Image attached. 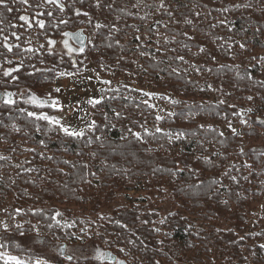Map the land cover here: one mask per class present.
<instances>
[{"label":"trees","instance_id":"1","mask_svg":"<svg viewBox=\"0 0 264 264\" xmlns=\"http://www.w3.org/2000/svg\"><path fill=\"white\" fill-rule=\"evenodd\" d=\"M139 9L143 14L157 12L165 21L158 50L139 45L130 24L141 20ZM80 10L105 24L80 56L87 52L89 61L115 65V78H119L134 72L136 53L141 50L145 53L140 57L144 80H156L160 89L177 97L173 114L159 123L164 131L130 133L131 129L138 131L146 117L155 120V115L136 98L121 94L98 103L95 123L79 136L65 135L29 115L46 107L29 104L27 97L43 94L55 71L72 72L74 63L57 53H30L25 36L37 30L42 40L58 39L77 31ZM147 31L153 33L151 28ZM235 39L248 48L242 51ZM263 39L264 0H60L59 4L0 0V91L11 95V102H0V141L11 153L20 140L37 148L28 162H12L11 154L0 158V199L12 195L7 213L11 227L21 210L19 217L41 224L61 242L72 237L54 221L55 209H47L46 204L80 206L88 201L96 213L118 190L168 187L183 212L205 222L222 219L231 224L230 231L192 237L204 255L214 248L236 260L228 264H247L239 250L244 243L234 231L245 225L252 196L264 195V143L252 144L264 132V115H246L240 134L223 135L219 127L235 121L240 102L249 95L264 105V73L247 51L263 50ZM194 52L204 58L201 64L205 67L199 68L226 100L199 101L196 93L201 89L187 75L190 62L186 58ZM248 61L253 62L250 67L245 65ZM42 63L50 69L41 68ZM174 149L179 153L174 154ZM88 186L93 194L85 197L83 190ZM138 211L131 204L103 223V233L115 239L118 248L111 255L117 259L125 247L144 264H162L165 257L182 261L185 252L180 255L178 250L188 246L187 235L180 231L184 220L177 215L168 217L175 231L162 245L149 224H140L145 217ZM31 228L26 224L16 227L12 234L18 238L0 233V249L30 257L16 240ZM77 264L98 263L83 259Z\"/></svg>","mask_w":264,"mask_h":264},{"label":"rangeland","instance_id":"2","mask_svg":"<svg viewBox=\"0 0 264 264\" xmlns=\"http://www.w3.org/2000/svg\"><path fill=\"white\" fill-rule=\"evenodd\" d=\"M47 1L51 2V0ZM52 3L59 4L60 0H55ZM80 11L82 12V10ZM138 16L141 20L131 21L130 24L133 27L139 45L142 48H155L158 50V43L163 37L159 31L165 21L158 16L157 12L143 14L141 9H139ZM79 22L80 29L68 34L71 35L81 31V35L73 36L75 37L73 41L66 39L62 35L58 39L47 38L42 40L39 38L37 30L31 31L25 36V46L30 53H57L59 57H69L74 63L72 72L56 70L54 80L48 85L43 94L27 97L29 104L46 107V109L39 112H31L33 115L30 116L58 127L65 135L68 134L63 131L64 128L73 133H83L85 129L91 128L95 123L94 112L96 105L104 98L111 99L115 97V94H121L124 98H136L151 109L155 115V120H150L146 117L139 130L131 129L130 133L139 134V131L154 132L158 131V129L159 131H164L159 123L165 117L173 114V105L178 102V99L172 93L160 89L156 84V80H144L140 57L145 55V53L141 50L136 53L134 72L122 74L119 78H115V65L97 64L89 61L87 52L80 56L85 47L89 49L92 46L96 31L105 26L104 21L101 18L93 19L87 15L86 11H83ZM147 28H151L153 33H149ZM82 37L86 39L84 48L78 46ZM235 42L239 44L242 51L248 48V46L242 45L239 39H235ZM247 51L253 57L252 61L264 73V49H248ZM186 61L190 62L187 71L188 77L195 80L201 89V92L196 93L200 96L199 101L201 103H216L221 94L212 87L207 73L199 68V65L201 68L205 67L204 64H201L204 58L200 57L198 52H194L186 58ZM238 61L241 63L240 59ZM8 62L11 63L14 60L9 59ZM252 64L253 62L251 61L245 63L248 67ZM40 67L43 69L47 68V70L50 69L46 63H42ZM140 79L144 81L140 82ZM21 94L25 93L22 92ZM33 97L43 103H33ZM184 100L186 99L184 98ZM220 100L224 101L226 99L222 96ZM240 104L241 108L235 121L229 125L219 127L221 134L224 135L227 132L240 134L243 125L246 124V115H264V105L258 102L253 95H249ZM42 116H47L49 119L39 118ZM57 121L58 123H56ZM169 138L171 141L174 140L172 136ZM262 143H264V132H262L261 138L252 144L260 146ZM8 148L9 146L6 143L0 141V158L11 154L12 162L19 160L28 162L31 160V153L37 149L22 140L17 141V149H14L12 153L8 152ZM172 152L174 154L179 153L175 149ZM90 189L92 187L84 188L83 194L85 197L93 194ZM145 189L131 192L118 190L115 192L113 200L102 204L96 213L92 212V207L88 201L80 206L46 204L45 207L47 209H55L54 221L63 230H68L72 237L61 242L43 230L41 224L32 220L25 221L19 217L21 210H18V215L13 217L15 223L11 227L7 213L12 206V195L7 194L4 199H0L3 203V207L0 209V233H3L7 238H18L20 235L14 236L12 234L14 229L25 224L30 225L32 228L22 233V238L16 240V243L18 242L21 247L29 251L31 256L13 254L1 249L0 253L14 256L23 261L24 264H37L38 260L42 261L43 264H77V261L83 259L96 261L98 264H108L105 258L107 253L111 254V250L115 252V249L118 248L115 246V239L107 233H103L104 227L102 225L111 217L113 212L127 209L133 204L138 207L140 217H145L140 221V224H149L157 233L158 240L162 245L168 242V239L175 231L173 222H169L167 220L168 217L177 215L184 220V228L180 231L187 235L188 246L178 251L180 255L185 252L186 256L182 261L175 259L169 261L165 257L160 261L162 264H228L233 261L228 256V252H224L223 257L221 252L216 251L214 248H210L208 254L204 255L200 246L193 242L192 239L194 236L200 237L204 233L208 234L212 231L213 233L230 231L232 230L231 224L222 219H212L209 222H205L200 217L183 212L179 208V202L175 200L168 187L159 189L148 187ZM252 197L253 201L250 204L245 225L234 232L244 243V246H241L239 250L246 263L264 264V195ZM148 221L151 222L149 223ZM171 247L170 245L169 252ZM120 251L121 255L117 256L115 264H124V262H127V264L142 263L139 257L133 256L128 252V248L122 247ZM64 255L71 256L73 260L66 261ZM0 261L3 262V260ZM233 262L236 263V260Z\"/></svg>","mask_w":264,"mask_h":264},{"label":"snow or ice","instance_id":"3","mask_svg":"<svg viewBox=\"0 0 264 264\" xmlns=\"http://www.w3.org/2000/svg\"><path fill=\"white\" fill-rule=\"evenodd\" d=\"M21 2H27V0H21ZM51 2H55V0H51ZM9 11H11V9H9ZM21 20H26V17H20ZM41 27H43V24L41 22ZM9 50H11V48H9ZM5 75H10V72L6 71L5 72ZM8 102H11L10 100ZM98 102V101H97ZM33 103H36V104H42L43 102L42 101H38L36 97H33ZM29 115H33L32 113H29ZM41 119H44V120H48L49 117L47 116H42V117H39ZM58 123V121L56 122ZM63 131L68 134V135H82V133H73V132H70L67 128H64ZM159 131V129H158ZM69 260L72 259V257H67ZM0 260H3L4 264H24L23 261L19 260L18 258L14 257V256H8L7 254L5 253H0ZM37 264H43L42 261H37Z\"/></svg>","mask_w":264,"mask_h":264},{"label":"flooded vegetation","instance_id":"4","mask_svg":"<svg viewBox=\"0 0 264 264\" xmlns=\"http://www.w3.org/2000/svg\"><path fill=\"white\" fill-rule=\"evenodd\" d=\"M69 33H63V37H65L66 39H69V40H71V41H73V39H75V37H72L71 35H68ZM69 36V37H68ZM7 99H9V100H11V95H9V94H6V93H4V92H2V91H0V102L1 101H5V100H7ZM60 252H61V250H60ZM59 252V253H60ZM63 253V252H62ZM63 255V254H62ZM65 256V260L66 261H71L72 259H68L67 257H69V255L67 256V255H64ZM71 257V256H70ZM106 259H107V261H108V264H115L116 262H117V259L115 258V256H113V255H111V254H109V253H107V255H106V257H105ZM61 264V263H60ZM119 264H123V263H119Z\"/></svg>","mask_w":264,"mask_h":264},{"label":"water","instance_id":"5","mask_svg":"<svg viewBox=\"0 0 264 264\" xmlns=\"http://www.w3.org/2000/svg\"><path fill=\"white\" fill-rule=\"evenodd\" d=\"M82 33H81V31H78V32H76L75 34H71V36L73 37V36H75V35H81ZM85 41H86V39H85V37H82L81 38V42L78 44V46L80 47V48H84L85 47Z\"/></svg>","mask_w":264,"mask_h":264}]
</instances>
